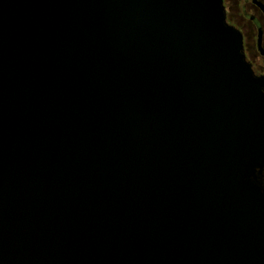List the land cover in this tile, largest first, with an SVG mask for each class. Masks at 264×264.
<instances>
[{
    "label": "water",
    "instance_id": "water-1",
    "mask_svg": "<svg viewBox=\"0 0 264 264\" xmlns=\"http://www.w3.org/2000/svg\"><path fill=\"white\" fill-rule=\"evenodd\" d=\"M0 264H264L224 0H0Z\"/></svg>",
    "mask_w": 264,
    "mask_h": 264
},
{
    "label": "flooded vegetation",
    "instance_id": "flooded-vegetation-1",
    "mask_svg": "<svg viewBox=\"0 0 264 264\" xmlns=\"http://www.w3.org/2000/svg\"><path fill=\"white\" fill-rule=\"evenodd\" d=\"M227 22L243 36L244 52L264 83V0H224Z\"/></svg>",
    "mask_w": 264,
    "mask_h": 264
}]
</instances>
